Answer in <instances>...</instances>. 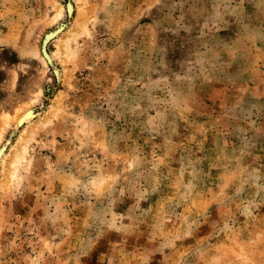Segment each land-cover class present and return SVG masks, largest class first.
<instances>
[{
	"label": "rangeland",
	"instance_id": "374dc122",
	"mask_svg": "<svg viewBox=\"0 0 264 264\" xmlns=\"http://www.w3.org/2000/svg\"><path fill=\"white\" fill-rule=\"evenodd\" d=\"M0 264H264V0H0Z\"/></svg>",
	"mask_w": 264,
	"mask_h": 264
},
{
	"label": "bare ground",
	"instance_id": "6f19581e",
	"mask_svg": "<svg viewBox=\"0 0 264 264\" xmlns=\"http://www.w3.org/2000/svg\"><path fill=\"white\" fill-rule=\"evenodd\" d=\"M70 7H71V5H70ZM72 8H73V6H72ZM60 11H61V10H60ZM71 11H72V9H71ZM60 29H61V28H60ZM60 29H59V31H60ZM59 31H56L55 34H57ZM63 33H64V32H63ZM55 34L53 33V34L49 35L48 38H51L52 36H55ZM43 57L46 58L45 56H43ZM28 111H29V112H28ZM28 111H27L28 113L26 114V116L24 115L25 118L23 119V121L26 120V122H27V121L31 120V118L33 117V111H31V110H29V109H28ZM20 119H21V118H20ZM18 122H20V121H18Z\"/></svg>",
	"mask_w": 264,
	"mask_h": 264
}]
</instances>
